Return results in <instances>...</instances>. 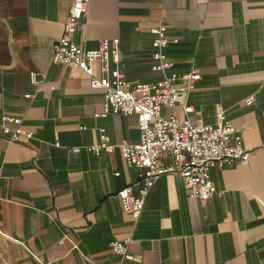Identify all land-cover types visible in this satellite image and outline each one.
<instances>
[{
    "label": "crops",
    "instance_id": "obj_1",
    "mask_svg": "<svg viewBox=\"0 0 264 264\" xmlns=\"http://www.w3.org/2000/svg\"><path fill=\"white\" fill-rule=\"evenodd\" d=\"M70 2L0 0V119L21 117L33 134L0 138V264H112L110 242L128 235L129 264H264V0L89 1L77 43L118 39L124 78L151 85L162 73L152 69L150 30L165 27L177 40L165 49L167 74L197 71L200 80L183 99L190 113H162L209 125L224 109L249 151L248 164L211 170L216 192L205 200L189 197L180 175H162L136 220L116 193L140 170L117 148L71 150L98 143L100 131L114 145L137 143L139 130L136 115L96 118L104 90L52 62ZM93 70L99 77V63ZM171 163L167 153L158 161Z\"/></svg>",
    "mask_w": 264,
    "mask_h": 264
},
{
    "label": "built area",
    "instance_id": "obj_2",
    "mask_svg": "<svg viewBox=\"0 0 264 264\" xmlns=\"http://www.w3.org/2000/svg\"><path fill=\"white\" fill-rule=\"evenodd\" d=\"M90 0H71L63 31L53 45V63H63L81 69L90 77V86L104 90V102L96 118L110 114L123 116L136 115L139 130L137 143L122 142L114 145L103 132H99L98 143L86 147H73L75 153L85 149L98 155L102 151L111 153L116 148L129 165L140 170L138 181L117 191L122 210L133 219H138L143 211L146 197L156 181L164 174H178L185 183L189 197L205 200L216 192L210 173L215 167L226 163H249V151L243 146V136L235 132L225 110L219 109L215 123L194 125L188 118L178 119L164 115L162 108L181 106L185 113L191 107L183 99L193 91L200 80L197 71L183 75L167 74L171 64L166 60L165 49L177 40H170L166 28H152V58L155 71L162 78L154 84L131 83L124 78L120 69L118 39L102 40L96 49H87L76 42L74 35L78 30ZM99 63L100 76H96L93 64ZM113 65V67H112ZM38 75H30L36 84ZM26 98H32L26 94ZM251 106L253 98L245 99ZM21 117H2L0 119V138L8 143L21 138L33 139V134L23 129ZM167 153L172 158L168 166H160L159 158ZM132 242L128 235L121 240L110 242L117 260L112 264H129L128 247Z\"/></svg>",
    "mask_w": 264,
    "mask_h": 264
},
{
    "label": "water",
    "instance_id": "obj_3",
    "mask_svg": "<svg viewBox=\"0 0 264 264\" xmlns=\"http://www.w3.org/2000/svg\"><path fill=\"white\" fill-rule=\"evenodd\" d=\"M128 263H130V262H128Z\"/></svg>",
    "mask_w": 264,
    "mask_h": 264
}]
</instances>
